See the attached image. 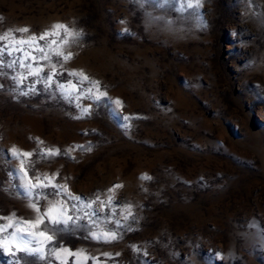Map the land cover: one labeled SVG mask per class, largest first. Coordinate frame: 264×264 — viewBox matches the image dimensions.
<instances>
[{
	"label": "rangeland",
	"instance_id": "obj_1",
	"mask_svg": "<svg viewBox=\"0 0 264 264\" xmlns=\"http://www.w3.org/2000/svg\"><path fill=\"white\" fill-rule=\"evenodd\" d=\"M195 4L0 0V264H264V0Z\"/></svg>",
	"mask_w": 264,
	"mask_h": 264
},
{
	"label": "snow or ice",
	"instance_id": "obj_2",
	"mask_svg": "<svg viewBox=\"0 0 264 264\" xmlns=\"http://www.w3.org/2000/svg\"><path fill=\"white\" fill-rule=\"evenodd\" d=\"M199 0H196V4H195V7H199ZM187 7H193V5L191 3H188L187 4ZM54 29H63L64 30V33H65V38L63 40V43L67 44L69 43V37H74V36H79L80 34L79 33H73L66 25H62V24H57V25H54L53 26ZM17 31H21V32H27L29 31L27 28H22V29H18ZM53 33H49V32H46L44 34H42L40 37H35V36H32L30 37V40L29 41H15V44H16V47H14L12 50L13 51H21L23 53V60L19 61V63L21 64V66H24V67H31V65H26L24 64V61L25 60H28V59H31V60H36L37 58L35 56L32 55V52L31 51H24V48L22 47V45L24 44H29V47L33 48L35 51H40L41 53H44V46H41L39 45V40H45L47 37H49L50 35H52ZM55 35L59 36L60 33L59 32H55L54 33ZM9 39V34H5V35H0V41L2 40H8ZM52 44H56V41L55 40H52L50 41L49 43V47H51ZM4 51H8V48L7 46H5L3 49H0V56L3 55ZM9 54H11V52L9 51ZM56 55L58 56H63V59L64 60H68L71 58V54H67L65 55L62 51H59V50H56ZM42 59H50V57L44 53V55H42L41 57ZM13 64L17 63V61H13L12 62ZM9 67L12 66V64H9L8 65ZM42 69L41 68H36L34 71H30L29 72V75H34V76H39L40 73H41ZM74 75H76V73H73ZM56 75L55 73V69H54V66H53V73L49 76V80L52 79V77ZM80 76L83 77L84 80H87L88 77L86 75H84L83 73H79ZM26 77H21L20 79V82L22 83L23 82V79H25ZM98 83V82H97ZM0 87H2V85H0ZM33 91H35V89H32ZM101 95H106L104 93H102ZM116 104H121V102L119 100L115 101ZM125 119H127V117H125ZM12 152H13V155L14 156H19L20 154L17 152V150L15 148L12 149ZM48 154L50 155H59L60 154V150L57 149L55 151L53 150H48ZM24 156H32V153L30 152H26V153H23ZM21 164L23 165V161H21ZM25 175H27V172L25 171ZM145 178H149V177H145ZM35 179L37 181L40 180V177H35ZM150 179V178H149ZM37 185L36 184H29V189H33L35 188ZM43 186H47V185H43ZM55 187V185H53ZM114 187H122L121 185H116ZM113 189H110L109 191H112ZM72 199H75V200H80V197L78 196H72L71 197ZM111 200V198H109ZM32 207L35 208V205H32ZM37 211H39V209H37ZM51 209H49V213H51ZM73 218L71 216H67L66 218L63 217V213H60L59 215L53 217L51 219V223L53 225H68L70 221H72ZM117 224H119V222H117ZM12 225L9 224V225H0V232H3V231H6V229L8 227H11ZM46 227V225H45ZM65 229L64 228H60V227H54L51 231L53 233L57 232V231H64ZM39 235L41 237H44V239L46 241H53L54 237L53 235L51 234H47L45 231H40L39 233H33V235ZM93 235V238L94 239H97V240H104L105 242H110L112 240H116L118 238L117 234L115 232H112V233H108V234H104V235H97L95 233L92 234ZM13 239H15V235L13 236ZM0 249L4 250V251H8L9 254H14L12 253L11 251V243L9 241H0ZM19 251H22V252H26V253H29V254H34L36 251H39L37 249H32V248H28L27 245L21 247L18 249ZM64 251H69L67 249H64ZM56 256L57 258L60 257V253L59 251L56 252ZM87 259V258H86ZM61 264H65L64 261H61Z\"/></svg>",
	"mask_w": 264,
	"mask_h": 264
}]
</instances>
